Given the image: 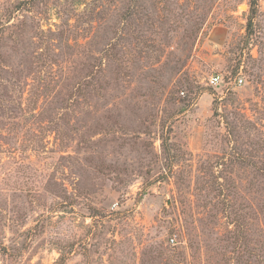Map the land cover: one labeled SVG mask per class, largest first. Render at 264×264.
<instances>
[{
    "label": "rangeland",
    "instance_id": "obj_1",
    "mask_svg": "<svg viewBox=\"0 0 264 264\" xmlns=\"http://www.w3.org/2000/svg\"><path fill=\"white\" fill-rule=\"evenodd\" d=\"M0 264H264V0H0Z\"/></svg>",
    "mask_w": 264,
    "mask_h": 264
},
{
    "label": "built area",
    "instance_id": "obj_2",
    "mask_svg": "<svg viewBox=\"0 0 264 264\" xmlns=\"http://www.w3.org/2000/svg\"><path fill=\"white\" fill-rule=\"evenodd\" d=\"M209 81H210L211 85L217 86L218 84H220L223 81V77L220 73H216L210 77ZM234 83L239 84V85L244 83V77H243L242 73H240L238 75V77L235 79ZM172 241L175 242V239L172 238Z\"/></svg>",
    "mask_w": 264,
    "mask_h": 264
}]
</instances>
